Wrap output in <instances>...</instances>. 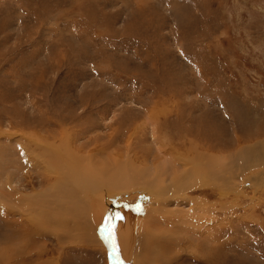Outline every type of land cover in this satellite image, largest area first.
<instances>
[{"label":"rangeland","instance_id":"obj_1","mask_svg":"<svg viewBox=\"0 0 264 264\" xmlns=\"http://www.w3.org/2000/svg\"><path fill=\"white\" fill-rule=\"evenodd\" d=\"M32 133L57 145L68 135L78 155L139 168L194 148L226 156L264 141V0H0V146ZM256 170L260 181L240 175L225 196L212 182L192 193L187 207L205 200L212 212L200 216L210 220L170 264H264ZM26 171L31 193L43 190ZM140 191L107 195L112 227L122 210L144 219L153 208ZM50 236L31 248L0 240L8 257L0 264H126L104 246ZM144 243L132 242L136 259L153 256Z\"/></svg>","mask_w":264,"mask_h":264},{"label":"bare ground","instance_id":"obj_2","mask_svg":"<svg viewBox=\"0 0 264 264\" xmlns=\"http://www.w3.org/2000/svg\"><path fill=\"white\" fill-rule=\"evenodd\" d=\"M40 138L32 133L0 146V204L9 208L6 215L0 212L7 227L0 234V240L17 239L26 248L42 242L50 234L59 243L70 244V240H75L84 246H104L112 260L117 257L126 264H170L173 256L182 255L179 246H183L185 236L204 231L207 227L204 222L210 220L208 213L212 212V207L205 200L190 201L192 208L187 207L192 193L204 190L201 185L209 186L212 182L217 185L215 191L223 196L240 175L252 178L260 167L259 175H264V141L226 156H211L194 148L188 151V156L171 154L158 164L139 168L140 165L130 158L102 157L99 153L78 155L71 150L68 135L60 145L44 143ZM22 153L29 159L23 160ZM27 169L39 177L37 183L44 187L43 190L33 193L37 186L25 177ZM134 189L141 190L143 196L152 197L153 208L148 209L144 219L132 211L122 210L115 216L116 223L112 227L107 195ZM202 213H207L208 217L203 219ZM8 215H13L11 221ZM136 240L146 241L144 246L150 247L153 256L148 253L147 258L136 259V252L131 250ZM190 248L194 254L195 246Z\"/></svg>","mask_w":264,"mask_h":264}]
</instances>
